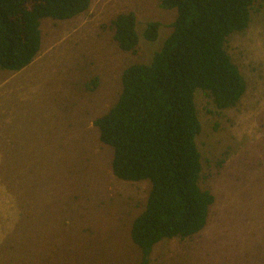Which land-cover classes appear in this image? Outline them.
I'll list each match as a JSON object with an SVG mask.
<instances>
[{
	"label": "rangeland",
	"instance_id": "rangeland-1",
	"mask_svg": "<svg viewBox=\"0 0 264 264\" xmlns=\"http://www.w3.org/2000/svg\"><path fill=\"white\" fill-rule=\"evenodd\" d=\"M160 1L91 0L72 19L40 22L28 88L0 103V264H140L130 228L150 184L112 175L93 121L115 104L122 72L148 63L171 33L176 13ZM126 13L140 35L134 54L113 40L112 21ZM150 22L160 24L155 42L141 36ZM226 51L246 81L239 104L218 111L203 92L194 98L199 185L214 197L206 225L157 244L148 264H264V0Z\"/></svg>",
	"mask_w": 264,
	"mask_h": 264
},
{
	"label": "trees",
	"instance_id": "trees-1",
	"mask_svg": "<svg viewBox=\"0 0 264 264\" xmlns=\"http://www.w3.org/2000/svg\"><path fill=\"white\" fill-rule=\"evenodd\" d=\"M255 0H161L174 10L171 33L148 63L127 67L115 104L93 121L99 141L112 149V175L124 182H148L142 212L130 240L148 264L155 246L200 233L214 197L200 188L201 132L195 94L208 96L218 111L235 108L246 81L226 51L234 33L251 23ZM91 0H0V69L28 67L41 45L40 22L69 20L85 13ZM160 24L150 22L141 36L155 42ZM113 40L124 53L140 41L133 13L112 21ZM94 86L96 83L94 81Z\"/></svg>",
	"mask_w": 264,
	"mask_h": 264
},
{
	"label": "crops",
	"instance_id": "crops-1",
	"mask_svg": "<svg viewBox=\"0 0 264 264\" xmlns=\"http://www.w3.org/2000/svg\"><path fill=\"white\" fill-rule=\"evenodd\" d=\"M27 83L28 67L18 72L0 69V103L7 105L11 94L26 91L28 88ZM5 111H7V108H5Z\"/></svg>",
	"mask_w": 264,
	"mask_h": 264
}]
</instances>
